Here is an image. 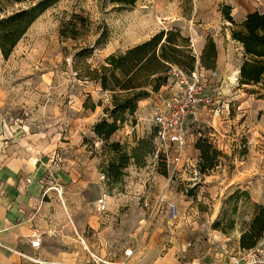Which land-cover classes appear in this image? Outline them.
<instances>
[{"label":"rangeland","instance_id":"374dc122","mask_svg":"<svg viewBox=\"0 0 264 264\" xmlns=\"http://www.w3.org/2000/svg\"><path fill=\"white\" fill-rule=\"evenodd\" d=\"M1 2V15L22 6ZM255 10L264 0H60L37 12L7 58L0 50V121L16 145L50 158L44 197L28 210L42 246L24 241L14 264H228L238 255L242 234L264 223V81L236 79L246 56L232 35ZM160 34L179 44L158 46L174 61L146 78L109 137L97 133L115 102L91 70ZM201 62L217 71L203 70L213 104L197 114L189 162L168 167L154 150L155 89L172 65Z\"/></svg>","mask_w":264,"mask_h":264},{"label":"trees","instance_id":"16d2710c","mask_svg":"<svg viewBox=\"0 0 264 264\" xmlns=\"http://www.w3.org/2000/svg\"><path fill=\"white\" fill-rule=\"evenodd\" d=\"M22 6L11 10L5 15L0 14V50L2 55L7 58L13 51L21 37L26 33L35 19L37 12L46 10L54 6L60 0H6ZM111 3L122 7H133L136 0H109ZM5 10V6L0 0V12ZM228 18L234 22L228 13ZM65 24V23H64ZM63 24V26H64ZM64 30V29H63ZM233 37L242 45L246 56L241 65L238 81L241 84H256L264 81V11L255 10L246 15L244 20L237 25L232 32ZM162 34L156 35L140 44H137L125 51L112 53L107 57V64L91 70L88 77L98 81L104 90L112 92L114 107L110 110L112 122L103 119L95 125L97 133L109 137L117 128L118 121L124 120L123 113H133L136 108L137 99L145 93V86L150 75L162 73L166 61H174L172 58H165L158 53V46L163 48L167 45L180 51L179 44L175 43L168 36L161 42ZM160 51V49H159ZM216 49L212 47V56H216ZM204 68L212 69L206 63H200ZM180 66V65H179ZM191 70L195 67L180 66ZM146 71L144 79L138 78V74ZM160 79V76L157 78ZM166 82L164 80L158 85L155 91ZM121 101V102H119ZM203 154L206 150H202ZM264 230V223L254 232H245L241 236V244L244 248L253 246Z\"/></svg>","mask_w":264,"mask_h":264},{"label":"built area","instance_id":"2783aa9c","mask_svg":"<svg viewBox=\"0 0 264 264\" xmlns=\"http://www.w3.org/2000/svg\"><path fill=\"white\" fill-rule=\"evenodd\" d=\"M203 70L201 65L191 70L172 65L167 81L156 93L157 101L152 110L154 150L168 167L177 168L179 164L189 162L187 149L195 134L197 114L213 104V95ZM216 74V70L211 71V75ZM26 181L29 183L31 180L27 178ZM102 202L100 199L99 203ZM29 242L33 249L42 246L41 236L37 233L31 236ZM131 254V249L126 251V255ZM228 264H264V230L253 246L240 249Z\"/></svg>","mask_w":264,"mask_h":264},{"label":"crops","instance_id":"0c3cea01","mask_svg":"<svg viewBox=\"0 0 264 264\" xmlns=\"http://www.w3.org/2000/svg\"><path fill=\"white\" fill-rule=\"evenodd\" d=\"M15 139V133L0 121V264H14L25 252L19 247L24 241L30 247L28 210L40 205L44 197L39 179L50 161L48 154L30 152L16 145Z\"/></svg>","mask_w":264,"mask_h":264},{"label":"water","instance_id":"95a60500","mask_svg":"<svg viewBox=\"0 0 264 264\" xmlns=\"http://www.w3.org/2000/svg\"><path fill=\"white\" fill-rule=\"evenodd\" d=\"M240 71V70H239Z\"/></svg>","mask_w":264,"mask_h":264}]
</instances>
